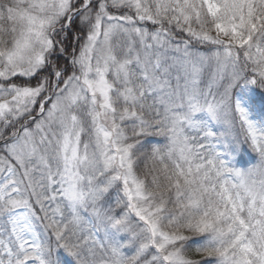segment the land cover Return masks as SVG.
I'll return each mask as SVG.
<instances>
[{
  "label": "snow or ice",
  "instance_id": "1",
  "mask_svg": "<svg viewBox=\"0 0 264 264\" xmlns=\"http://www.w3.org/2000/svg\"><path fill=\"white\" fill-rule=\"evenodd\" d=\"M0 264H264V0H0Z\"/></svg>",
  "mask_w": 264,
  "mask_h": 264
}]
</instances>
